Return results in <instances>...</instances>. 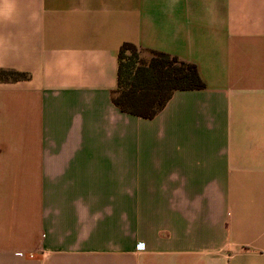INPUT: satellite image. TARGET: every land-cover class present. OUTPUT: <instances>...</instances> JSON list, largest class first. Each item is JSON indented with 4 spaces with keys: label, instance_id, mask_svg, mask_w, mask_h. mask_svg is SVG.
<instances>
[{
    "label": "crops",
    "instance_id": "1",
    "mask_svg": "<svg viewBox=\"0 0 264 264\" xmlns=\"http://www.w3.org/2000/svg\"><path fill=\"white\" fill-rule=\"evenodd\" d=\"M124 42L205 88L113 102ZM0 264H264V0H0Z\"/></svg>",
    "mask_w": 264,
    "mask_h": 264
},
{
    "label": "trees",
    "instance_id": "2",
    "mask_svg": "<svg viewBox=\"0 0 264 264\" xmlns=\"http://www.w3.org/2000/svg\"><path fill=\"white\" fill-rule=\"evenodd\" d=\"M142 51L148 52L150 57H141ZM27 77L23 72L0 69V81H16ZM203 88L205 82L192 62L162 51L143 50L131 42H124L119 48L117 88L113 102L122 112L152 118L174 91Z\"/></svg>",
    "mask_w": 264,
    "mask_h": 264
},
{
    "label": "rangeland",
    "instance_id": "3",
    "mask_svg": "<svg viewBox=\"0 0 264 264\" xmlns=\"http://www.w3.org/2000/svg\"><path fill=\"white\" fill-rule=\"evenodd\" d=\"M129 54V53H128ZM141 57H143L144 59H148L150 57V54L148 52H141L140 53Z\"/></svg>",
    "mask_w": 264,
    "mask_h": 264
}]
</instances>
